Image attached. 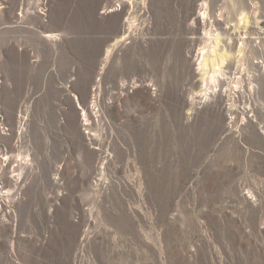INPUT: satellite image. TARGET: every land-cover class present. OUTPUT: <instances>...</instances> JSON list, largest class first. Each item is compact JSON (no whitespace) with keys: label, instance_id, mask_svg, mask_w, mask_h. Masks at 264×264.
<instances>
[{"label":"rangeland","instance_id":"1","mask_svg":"<svg viewBox=\"0 0 264 264\" xmlns=\"http://www.w3.org/2000/svg\"><path fill=\"white\" fill-rule=\"evenodd\" d=\"M0 264H264V0H0Z\"/></svg>","mask_w":264,"mask_h":264},{"label":"bare ground","instance_id":"2","mask_svg":"<svg viewBox=\"0 0 264 264\" xmlns=\"http://www.w3.org/2000/svg\"><path fill=\"white\" fill-rule=\"evenodd\" d=\"M209 81H214V77L211 76V77L209 78Z\"/></svg>","mask_w":264,"mask_h":264}]
</instances>
